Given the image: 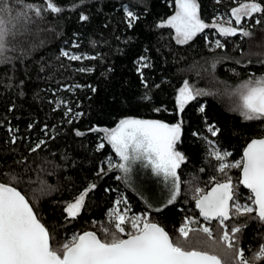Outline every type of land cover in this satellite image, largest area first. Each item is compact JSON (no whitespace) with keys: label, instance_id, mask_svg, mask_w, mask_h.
Returning a JSON list of instances; mask_svg holds the SVG:
<instances>
[{"label":"trees","instance_id":"trees-1","mask_svg":"<svg viewBox=\"0 0 264 264\" xmlns=\"http://www.w3.org/2000/svg\"><path fill=\"white\" fill-rule=\"evenodd\" d=\"M7 2L14 16L24 11L25 4H43V0ZM56 2L65 9L60 14L44 11L38 17L29 12L27 18L9 25L8 59L0 62V182L20 189L61 242L87 230L102 236L101 227H113L108 214L118 199L132 214H149L170 235H178L186 217L219 235L218 221H205L199 214L194 190L206 191L231 178L239 200L251 195L240 184L241 168L218 170L220 162L209 155L206 140L231 154L226 163H235L250 140L264 137V120L243 119L239 97L232 94L250 75H264V14L242 19L240 29L253 33L251 37L239 32L224 36L209 27L182 44L172 27L158 26L175 13V0ZM250 2L198 0L206 23L232 19V9ZM258 2L264 5V0ZM128 10L138 17L131 27ZM81 15L89 19L81 20ZM217 40L222 48L215 47ZM64 52L82 59L71 60ZM214 61L219 62L213 69ZM185 81L211 94L188 101L181 112L177 98ZM125 118L183 122L176 147L185 161L177 169L181 190L174 203L167 204L170 182L150 168L134 181L124 179L117 167L109 168L108 159L119 157L106 133L90 129L111 130ZM209 125L220 129L217 136L208 131ZM77 131L84 135H76ZM101 143L103 149L98 148ZM37 144L40 147L32 151ZM93 183L96 188L79 215L68 218L67 203ZM253 217L255 213L225 221L229 228L244 225L237 235L246 256L264 243V222ZM193 235L205 238L202 233Z\"/></svg>","mask_w":264,"mask_h":264},{"label":"snow or ice","instance_id":"snow-or-ice-1","mask_svg":"<svg viewBox=\"0 0 264 264\" xmlns=\"http://www.w3.org/2000/svg\"><path fill=\"white\" fill-rule=\"evenodd\" d=\"M175 3V14L158 26L167 25L175 29L178 43L189 42L209 27L218 28L224 36H235L238 32L242 37L253 35L250 31L230 26V22L227 27L216 23L209 25L200 16L198 0H175ZM23 7L24 11L14 16L7 0H0V62L8 59L5 53L8 51V37L12 34L9 25L27 18L29 12H34L39 17L44 11L60 14L65 10L56 0H43V4H25ZM255 13L264 14V5L258 0L232 9L237 24L244 17H251ZM126 15L131 27L138 17L130 10L126 11ZM88 19V16L81 15V20ZM256 23L261 21L257 19ZM215 47L222 48L223 45L217 40ZM63 55L71 60L82 59L79 55H70L67 52ZM144 59L141 57V60ZM218 62L214 61L211 67L214 69ZM142 67L148 65L144 64ZM208 94L211 93L196 89L185 81L177 98L179 111L184 110L188 101ZM232 94L239 97L238 110L243 119L264 120V75H250ZM71 111L69 108L68 112ZM200 111L203 112L204 108L201 107ZM79 115L82 114H76ZM182 123L123 119L114 129L93 128L90 131L106 133L105 139L112 145L121 161L114 166L123 173L124 179L130 181L134 166L137 162H142L154 175L170 182L167 204H172L181 190L177 169L185 161L184 154L176 147L181 138ZM208 131L215 137L220 129L209 125ZM76 135L82 136L84 133L77 131ZM206 142L211 149L209 155L220 162L218 170L223 173L228 168H241L240 183L251 191V195L246 197L248 202L240 203L231 178L222 183L217 182L210 191L195 188L198 195L194 198L199 214L205 221H218L219 235L210 226H195L198 221L191 217L185 218L178 229V235H170L164 226L146 215L129 217L128 207L123 210L116 207L108 214V220L113 227H101L102 236L96 231H84L82 234L74 233L70 239L61 242L57 240L55 229L42 222L43 218L38 215L34 203H30L12 183L0 182V264H260L264 261V243L251 256H246L244 249L239 247L237 235L244 225H233L229 228L225 221L255 213L253 218L264 222V138L252 139L245 148L242 159L235 163L225 162L231 154L221 151L214 141ZM39 147L37 144L32 151ZM104 147V143L98 146L99 149ZM100 172H104L103 167ZM11 179L15 183L19 182L15 177ZM116 179L121 177L117 176ZM95 188L94 183L89 185L74 202L67 203L64 211L68 218L75 219L79 215L85 206L86 197ZM120 203L119 199L115 201L117 206ZM126 224L130 230L126 231ZM197 233H202L205 238L193 235Z\"/></svg>","mask_w":264,"mask_h":264},{"label":"rangeland","instance_id":"rangeland-1","mask_svg":"<svg viewBox=\"0 0 264 264\" xmlns=\"http://www.w3.org/2000/svg\"><path fill=\"white\" fill-rule=\"evenodd\" d=\"M176 11H177V7H176ZM175 11V12H176ZM175 14V13H174ZM173 14V15H174ZM170 18V17H169ZM234 18V19H233ZM232 19H225V18H219L217 20H215L214 22L212 23H208L209 25L213 24V23H216V24H220V25H224L225 27L229 26V22H230V26H233V27H236L237 29H240V25L242 24V21L241 23L237 24L236 21H235V17L233 16ZM167 26V25H166ZM239 26V27H238ZM215 28V27H213ZM218 30V28H216ZM175 31V29H174ZM219 31V30H218ZM175 36H176V33H175ZM184 86V85H183ZM179 95V94H178ZM125 119H139V118H125ZM144 120H151V119H144ZM119 125V124H118ZM117 125V126H118ZM116 126V127H117ZM115 127V128H116ZM119 157V156H118ZM108 165H109V168H112V167H115L114 165H117L119 163H121L120 161V158H117L115 160H109L108 159ZM148 167H144L143 163L142 162H137V164L134 166V169H133V172L131 174V180L134 181L135 179H138L137 176L139 177L140 175H146L148 174L147 171H148ZM164 182H168V181H164ZM144 186H147V184H145ZM240 203H245V202H248L247 200L246 201H241L239 200ZM118 207L119 209L123 210L124 208H122V203H120V205H116L111 209L113 210L114 208ZM127 207V206H126ZM131 211V210H130ZM129 211L128 215L129 217L133 216V215H141V216H147L149 217V214H132L131 212ZM150 218V217H149Z\"/></svg>","mask_w":264,"mask_h":264},{"label":"water","instance_id":"water-1","mask_svg":"<svg viewBox=\"0 0 264 264\" xmlns=\"http://www.w3.org/2000/svg\"><path fill=\"white\" fill-rule=\"evenodd\" d=\"M259 138H264V137H259ZM253 139H256V138H253ZM251 141V140H250ZM250 141L248 142V143H250ZM248 143H247V145H248ZM247 145H246V147H247ZM245 147V148H246ZM245 150V149H244ZM243 153H244V151H243ZM241 179H242V169H241ZM241 179H240V181H241ZM224 182V181H223ZM217 183V182H216ZM216 183H214L211 187H209L206 191H210L211 190V188L212 187H214L215 186V184ZM222 183V182H221ZM241 184V183H240ZM242 185V184H241ZM243 186V185H242ZM243 187H245V186H243ZM246 188V187H245ZM247 189V188H246ZM18 190H20V189H18ZM249 190V189H248ZM21 191V190H20ZM250 191V190H249ZM22 192V191H21ZM251 192V191H250ZM22 194H24L23 192H22ZM25 195V194H24ZM27 198V197H26ZM231 203V202H230ZM199 210V209H198ZM213 221V220H212ZM87 231H94V230H87ZM83 233V232H82ZM82 233H80V234H82ZM98 234V233H97ZM99 235V234H98Z\"/></svg>","mask_w":264,"mask_h":264}]
</instances>
